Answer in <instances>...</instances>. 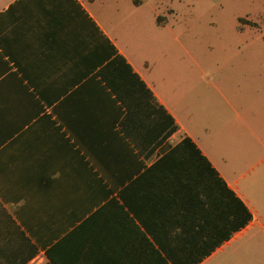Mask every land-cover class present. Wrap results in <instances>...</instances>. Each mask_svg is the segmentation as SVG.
Masks as SVG:
<instances>
[{
  "label": "crops",
  "instance_id": "0c3cea01",
  "mask_svg": "<svg viewBox=\"0 0 264 264\" xmlns=\"http://www.w3.org/2000/svg\"><path fill=\"white\" fill-rule=\"evenodd\" d=\"M101 4L0 0V264H53L49 248L66 264H264V46L243 38L251 19L233 30L243 60L211 78L201 63L172 60L165 42L151 53V18L123 35ZM116 54L177 125L146 156L97 73ZM184 137L234 197L214 189L203 158L161 157ZM149 165L151 235L126 206L108 204ZM234 198L251 215L238 230Z\"/></svg>",
  "mask_w": 264,
  "mask_h": 264
},
{
  "label": "rangeland",
  "instance_id": "374dc122",
  "mask_svg": "<svg viewBox=\"0 0 264 264\" xmlns=\"http://www.w3.org/2000/svg\"><path fill=\"white\" fill-rule=\"evenodd\" d=\"M101 18L123 35L140 31L151 18V53L153 43L165 42L170 46L172 60H184L190 67L203 64L205 77L229 76V63L243 60L245 43L235 48L233 30L239 18L251 21L243 36L252 47L264 46V0H102ZM155 14L163 20L165 28L155 23ZM187 47L181 50L180 45ZM239 49V53L237 52ZM252 56L255 55L254 49ZM260 54V53H257ZM264 55V53H261ZM258 56V55H257ZM216 67H222L217 70Z\"/></svg>",
  "mask_w": 264,
  "mask_h": 264
},
{
  "label": "trees",
  "instance_id": "16d2710c",
  "mask_svg": "<svg viewBox=\"0 0 264 264\" xmlns=\"http://www.w3.org/2000/svg\"><path fill=\"white\" fill-rule=\"evenodd\" d=\"M97 73L115 95L116 99L123 104L125 114L120 122V128L140 153L145 156L148 155L160 141L167 138L177 129L172 116L157 102L152 91L133 70L124 56L116 54L106 64L101 66ZM161 157L203 158L195 144L188 137L182 138L179 143L174 145ZM203 159L205 166L210 168L207 160ZM211 172L215 176L213 180H217L218 182L217 186L214 184V189L218 188L219 191L234 197L225 183L217 177L215 171L211 169ZM205 181L209 183L208 186H211V178H208V180L205 178ZM118 197L120 201L117 198H113L108 204L126 206L128 211L135 215L139 222L143 223L145 232L151 235V229L146 226L147 216L145 213H142L148 206H151V165L144 168L140 174L128 182L119 191ZM234 200L236 202L234 216L237 221L235 229L238 230L249 222L251 215L237 198H234ZM239 206H241V209H239ZM214 247L213 245L210 249ZM52 251V248H49L46 251V255L53 264H66L67 256H52ZM140 257L142 260H146L148 256ZM149 257L151 260V256ZM154 257H156L155 264H168L167 260L171 264H180V260L190 258L191 256ZM201 257L203 256H197L193 261H198ZM140 264H147V262L140 261Z\"/></svg>",
  "mask_w": 264,
  "mask_h": 264
}]
</instances>
